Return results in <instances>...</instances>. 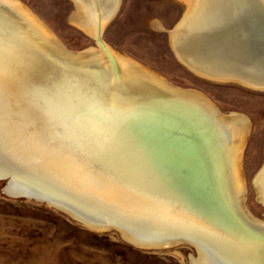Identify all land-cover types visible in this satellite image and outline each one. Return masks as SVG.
<instances>
[{"label": "bare ground", "instance_id": "obj_1", "mask_svg": "<svg viewBox=\"0 0 264 264\" xmlns=\"http://www.w3.org/2000/svg\"><path fill=\"white\" fill-rule=\"evenodd\" d=\"M179 1L185 11L169 33L176 59L197 77L264 92V0ZM71 2L70 21L82 24L96 47L68 51L28 7L0 0V79L38 90L46 126L55 117L49 153L28 160L37 165L27 164L34 177L14 172L17 182L5 193L45 197L31 200L93 230L121 223L138 246L181 237L196 247L192 264H264V221L244 204L249 119L221 113L204 93L173 86L106 45L101 35L121 0ZM228 48L241 66L223 62ZM10 150L0 147V167L17 160ZM253 188L264 205V162Z\"/></svg>", "mask_w": 264, "mask_h": 264}, {"label": "rangeland", "instance_id": "obj_2", "mask_svg": "<svg viewBox=\"0 0 264 264\" xmlns=\"http://www.w3.org/2000/svg\"><path fill=\"white\" fill-rule=\"evenodd\" d=\"M18 1L53 31L67 50L81 52L97 46L93 37L80 29L82 24L70 21L74 12L71 0ZM184 11L179 0H121L102 39L111 49L159 72L173 86L204 93L221 113L240 112L249 119L242 156L244 204L264 221V206L253 188V179L264 162V92L197 77L176 59L169 33ZM3 186L1 180L0 264H191L190 255L196 256L185 244L136 247L114 230H93L46 204L11 197Z\"/></svg>", "mask_w": 264, "mask_h": 264}, {"label": "water", "instance_id": "obj_3", "mask_svg": "<svg viewBox=\"0 0 264 264\" xmlns=\"http://www.w3.org/2000/svg\"><path fill=\"white\" fill-rule=\"evenodd\" d=\"M255 34L256 33H254V35ZM239 37L241 39H244V36H241L240 34H239ZM226 42L228 41L226 40ZM69 50L70 49H68V51ZM228 50L231 51L229 48ZM72 52H74V50ZM231 52H232L231 55L229 56L225 55V57H221L223 62L224 63L233 62L241 66L240 64L242 62H237L235 60H232L234 51H231ZM249 52L254 53L250 50ZM258 52H259V49H257V51L255 52L256 54H258L257 58L259 59V57L263 54H259ZM49 56L51 59H56L57 61H59L60 64L62 65H66V64L71 65V63H69L67 60H64L60 57L55 58L54 56L50 54ZM242 57L244 60L246 59V61H249L247 56L244 57L243 55ZM251 63L250 62L248 64L245 63L244 65H250V69L251 68L257 69L258 66H256L254 62H251ZM38 92H39L38 90L26 89L25 87L22 88L16 85L13 81L8 82V81L0 79V147L2 148V144H3V145H6L8 148L12 149L7 153V155L13 156L17 159V160H13L9 158V162H8L9 164L0 167V181L1 180L4 181L3 191L4 189L8 190V186L11 185L13 182H17L18 177L14 174V172H17L20 176L29 175L30 177L33 178L34 176L29 174V173H32V171L27 169L28 167L27 164H31L33 166H37V165L34 164L33 162L29 163L28 160L32 158V156H35L34 154H37L39 150H44L49 153V150H47L48 147L45 144V141L53 138L52 131H53V124H54L55 117H53L48 122V125L46 126L45 121H44V115L40 109V101H39V98L37 97ZM206 117L208 120L211 121L212 119L211 117L209 116H206ZM4 160L0 159V162L4 163ZM87 160L89 162H93L99 170H102L101 171L102 174H106L105 172H107L111 176H114L113 172L112 171L108 172V170L104 167V165L100 166L91 159H87ZM20 161L24 162L23 167L21 166ZM39 172L41 173V175L39 174L40 178H43V177L47 178L45 177L47 173L45 170L40 168ZM35 180L38 181L37 179ZM25 191H26V194H31L32 189H30L29 186H27ZM16 197H22V198H26L30 200L31 199L38 200L40 198H45V197H41L40 195L35 196L32 194L29 196L25 194L18 195ZM36 202L39 203V201H36ZM178 211L179 210L175 209L173 213L178 215L179 214ZM70 218L75 220L72 217ZM223 220H224V224H223L224 226L226 225V220L225 219ZM109 222H110L109 223L110 227L99 229V230H104V231L114 230L126 242L136 247L169 248V247H174V246L185 244L193 248L196 254L195 257L190 255V260L192 258L194 260L198 257V252L196 251V247H194L191 243H189L188 241H185V239L181 237H176V236L169 237L166 240H163V243L164 241L165 243L163 245L159 244L160 246H157V245H152L148 247L138 246V245H135L136 243H134L130 239V237L125 235L124 232L121 230V228L123 229L125 228L124 225H122L121 223L115 222L113 220H109Z\"/></svg>", "mask_w": 264, "mask_h": 264}]
</instances>
